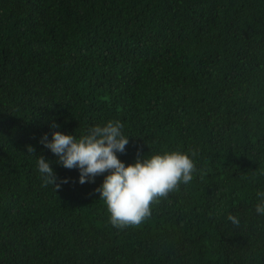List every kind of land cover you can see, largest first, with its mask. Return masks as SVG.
Wrapping results in <instances>:
<instances>
[{"label": "trees", "instance_id": "trees-1", "mask_svg": "<svg viewBox=\"0 0 264 264\" xmlns=\"http://www.w3.org/2000/svg\"><path fill=\"white\" fill-rule=\"evenodd\" d=\"M109 119L126 164L178 150L196 165L136 225L110 223L104 173L78 183L39 143ZM40 155L68 182L44 184ZM257 189L264 0H0V264H264Z\"/></svg>", "mask_w": 264, "mask_h": 264}, {"label": "clouds", "instance_id": "clouds-1", "mask_svg": "<svg viewBox=\"0 0 264 264\" xmlns=\"http://www.w3.org/2000/svg\"><path fill=\"white\" fill-rule=\"evenodd\" d=\"M52 127L57 128L55 122ZM120 120H107L90 126L85 133L73 135L56 130L42 134L39 143L56 156V163L65 168H76L77 182H92L104 173L95 189L99 192L109 213L112 225L120 227L136 225L150 214V203L166 195L180 183H187L196 171V165L187 152L171 150L150 155H137L131 163L119 159L117 153L125 151L129 136L122 131ZM27 153H34L31 144L25 145ZM52 162L43 155L37 156L36 164L44 184L59 188L68 177L57 178ZM254 211L264 216V189L255 192ZM227 219L239 224L231 212Z\"/></svg>", "mask_w": 264, "mask_h": 264}]
</instances>
